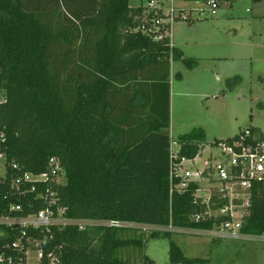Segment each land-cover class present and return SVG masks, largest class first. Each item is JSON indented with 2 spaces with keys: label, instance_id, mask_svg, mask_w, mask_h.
I'll list each match as a JSON object with an SVG mask.
<instances>
[{
  "label": "trees",
  "instance_id": "obj_1",
  "mask_svg": "<svg viewBox=\"0 0 264 264\" xmlns=\"http://www.w3.org/2000/svg\"><path fill=\"white\" fill-rule=\"evenodd\" d=\"M160 17L129 0H0V216L17 204L24 215L38 212L47 204L37 193L48 190L73 220L210 231L226 219L193 220L202 211L194 184L170 197V65L198 63L172 46L170 25L141 30ZM204 141L202 129L178 136L179 157L194 159ZM52 159L64 184L49 180L30 192L34 183L20 179L49 173ZM141 230L70 225L30 235L41 241L42 264H132L121 250L159 239L169 242V264L208 262L185 257L172 232L150 230L144 240L135 236ZM240 232L264 236V183L252 191ZM141 264L155 263L144 256Z\"/></svg>",
  "mask_w": 264,
  "mask_h": 264
},
{
  "label": "rangeland",
  "instance_id": "obj_2",
  "mask_svg": "<svg viewBox=\"0 0 264 264\" xmlns=\"http://www.w3.org/2000/svg\"><path fill=\"white\" fill-rule=\"evenodd\" d=\"M145 4L146 0H129L130 7ZM169 6V0H164L165 13ZM173 6L176 11L189 13L191 22H173L170 42L183 58L198 65L189 69L181 60L171 62L168 131L173 151L177 150L175 142L179 135L193 129L204 131L202 154L196 159L201 169L210 152L217 155L213 141L232 138L247 129H258L264 137V1L221 2L214 16L200 15L206 8L203 2L174 0ZM4 173L2 159L0 177ZM58 182L64 184V179ZM193 231H173L171 236L187 258L207 260L204 264H264V236L245 241ZM140 233L135 236L141 235L145 240L149 231ZM168 252L169 242L159 239L149 241L144 249H123L119 256L132 264H141L144 256L155 264H169ZM30 258L29 264H38L36 253L32 252Z\"/></svg>",
  "mask_w": 264,
  "mask_h": 264
},
{
  "label": "built area",
  "instance_id": "obj_3",
  "mask_svg": "<svg viewBox=\"0 0 264 264\" xmlns=\"http://www.w3.org/2000/svg\"><path fill=\"white\" fill-rule=\"evenodd\" d=\"M164 0H146V12H154L161 17L154 20L151 26L142 27L141 30L148 35L158 32V25H170L175 19L190 18V14L184 11H176L173 6L174 0H169V11L165 13L162 9ZM206 5L200 15H216L219 4L212 0ZM169 35V34H168ZM160 37L156 38L159 39ZM155 39V40H156ZM4 102L1 97L0 103ZM169 148V193L183 194L191 185H196L193 193L194 204L202 207V211L193 216L195 222L216 220L226 218L213 230L205 231L215 238L254 241L263 239L243 235L240 232L243 219L248 214L250 198L253 189L264 183V137L251 131H242L236 139L222 141L218 144H211L217 150V155L211 152L198 168L196 159L179 157V147L173 151ZM176 143V142H175ZM5 158L0 154V160ZM49 173L40 175L24 174L20 179L26 183H34L30 192L35 193V184L46 183L49 180H56L57 184L61 169L55 160L49 161ZM16 170L17 166L14 165ZM19 180V181H20ZM37 198L46 202V207L30 214H23V207L20 204L11 206L8 214L0 216V264H29L30 254H37V263L42 264L44 258L40 239L30 234H44L57 228L76 226L80 231L91 225H104L118 228H138L145 231L164 230L170 232H192L193 230L175 229L171 226L157 227L131 224L119 221H86L73 220L65 216V209L58 206V199L48 190L44 194L37 193ZM199 233L200 231H193ZM51 261L53 257L48 256Z\"/></svg>",
  "mask_w": 264,
  "mask_h": 264
},
{
  "label": "crops",
  "instance_id": "obj_4",
  "mask_svg": "<svg viewBox=\"0 0 264 264\" xmlns=\"http://www.w3.org/2000/svg\"><path fill=\"white\" fill-rule=\"evenodd\" d=\"M170 78V77H169ZM171 111V99H170V97H169V112ZM169 127H170V123H169ZM169 130V129H168ZM168 133H169V131H168ZM184 134H186V133H184ZM180 136V135H179ZM216 141V140H215ZM214 142V141H213ZM212 144V143H211Z\"/></svg>",
  "mask_w": 264,
  "mask_h": 264
}]
</instances>
